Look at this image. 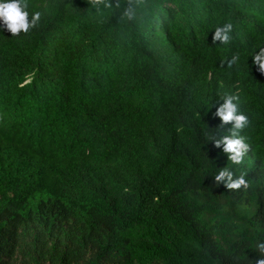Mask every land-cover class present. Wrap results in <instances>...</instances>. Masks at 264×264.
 <instances>
[{
	"label": "trees",
	"instance_id": "16d2710c",
	"mask_svg": "<svg viewBox=\"0 0 264 264\" xmlns=\"http://www.w3.org/2000/svg\"><path fill=\"white\" fill-rule=\"evenodd\" d=\"M25 3L27 33L0 23V264L264 259V0ZM226 96L240 164L214 146Z\"/></svg>",
	"mask_w": 264,
	"mask_h": 264
},
{
	"label": "clouds",
	"instance_id": "9594fccd",
	"mask_svg": "<svg viewBox=\"0 0 264 264\" xmlns=\"http://www.w3.org/2000/svg\"><path fill=\"white\" fill-rule=\"evenodd\" d=\"M98 2L99 0H94V3ZM26 8L27 4L25 0H0V23L4 25L5 29L13 37L20 33H27L40 19L41 13L35 12L31 16V20H29V13L26 11ZM124 15L128 19H132V10H126ZM231 29V24H225L223 28L218 27L212 36V42L220 41L222 44H227L230 40L229 33ZM262 56H264V51H262L261 55L254 57V63H259L260 70L264 74V60H262ZM235 59L236 57H233L232 61H229V67L235 62ZM234 99L236 98L233 96H226L224 102L215 112V116L219 117L222 125L231 123L232 129L230 135H225L222 139L215 140L214 146L219 148L223 145L224 153L229 154L228 159L234 164H240L248 150V146L243 142V137L239 136V131L247 125L248 120L245 115L238 113L237 106L233 103ZM215 181L217 184L224 183L225 187L230 190L240 189L241 186L244 188L248 187L243 175L233 180L232 173L227 169L220 171L215 176ZM258 247L261 252H264V244L258 245ZM257 264H264V259H260Z\"/></svg>",
	"mask_w": 264,
	"mask_h": 264
}]
</instances>
